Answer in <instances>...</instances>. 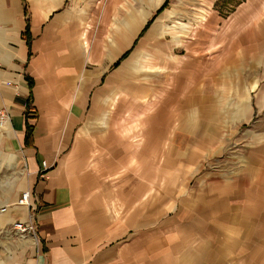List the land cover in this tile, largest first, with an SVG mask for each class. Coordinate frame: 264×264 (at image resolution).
Segmentation results:
<instances>
[{
    "label": "crops",
    "instance_id": "crops-1",
    "mask_svg": "<svg viewBox=\"0 0 264 264\" xmlns=\"http://www.w3.org/2000/svg\"><path fill=\"white\" fill-rule=\"evenodd\" d=\"M169 2L0 0V114L9 117L0 128V209L9 206L0 214V264H264V125L244 133L240 155L228 159L237 171L200 172L227 136L213 116L239 122L256 112L246 99L216 106L208 84L244 77L245 44L264 51L255 6L236 11L233 31H215L226 53L206 57L196 21L181 53L177 45L165 52L162 66L178 72L160 108L190 122L167 151L170 123L144 124L134 147L117 135L124 128L129 139L133 129L101 104L117 98L118 79L132 81L122 79L131 64L120 60L138 40L175 30L167 7L148 26ZM246 18L249 31H239ZM27 191L30 207L18 206ZM19 221L35 233L20 237Z\"/></svg>",
    "mask_w": 264,
    "mask_h": 264
},
{
    "label": "rangeland",
    "instance_id": "rangeland-1",
    "mask_svg": "<svg viewBox=\"0 0 264 264\" xmlns=\"http://www.w3.org/2000/svg\"><path fill=\"white\" fill-rule=\"evenodd\" d=\"M254 6L262 13V19L259 22L260 30L258 31H264L262 28L264 22V0H195L192 3H177L176 0H170L166 12H169L171 15L174 13L175 17L168 19V26L172 28L173 24H175V30H168L164 34L161 33L160 36H157L155 33L151 37L150 33L152 31H150L149 37L148 34L142 36L135 47L120 60L131 64V68H127L125 75L121 76L122 79L132 81L119 83L120 80L118 79L117 98L101 101L105 109H111L112 111L116 109L115 114L118 125H121V127L129 125L133 129L131 131V133L133 132L131 138L128 139L130 134L127 133L128 131L124 132V128L121 129V132L118 131V137H125L135 147L138 142H141L142 132L140 130L142 127L146 128L147 124L149 126L153 124L162 128L164 125L170 123L168 125L169 130L165 132L164 149L167 151L165 147L172 142L170 141L171 136H175L180 131L179 126L181 127L183 123L190 122L188 117H180L178 114L164 115L165 112H162L163 109L160 108V103L162 106L166 99L173 96V92L170 90L172 88L170 79L174 78L173 76L178 72L177 69L172 67L165 68L162 66L164 64L162 60L166 56L165 52L171 51L174 45H177L178 49L176 52L181 53L179 47L184 44L182 41L189 39V28H186V26H190L191 23L196 21L197 25H199V30L206 31V33L203 32L198 37L200 38L198 41H206L207 43L204 45V47H208L206 57L211 59L215 58L218 54L226 53L224 51L227 48H221L222 37L217 36L218 33H215V31H233L232 27L235 26V23L232 16L234 17L236 11L244 10V7L245 11H251V7ZM154 15H156V11L153 12L151 17V19H154L153 23L156 20L158 21V15ZM204 20L207 21L204 22ZM250 20L252 21L251 18ZM236 23L241 27L239 31H249L247 25L250 24V21L248 18H246L245 26L243 25V27L240 22ZM208 31H211L214 35V42L211 40L212 37L210 38ZM261 41L262 43L264 42L263 35L261 36ZM211 44L215 45V47H212ZM148 45L149 51L142 50L143 48L146 49ZM199 47L200 44H198ZM247 47H249L248 44L243 46V56L244 59L249 60L252 64L245 67L244 77L231 76L230 78H224L219 85L218 79H214L208 84L213 88V95L217 94L216 106L219 103H225L232 108L233 106L236 107L240 101L246 99V109L250 111V108L254 107L256 108V112L250 116L244 115L245 117L243 118L245 119L239 122H236L231 116H213L210 124L214 125V128L226 130L227 136H223L222 133L223 143H220L222 146L208 149V155L202 158L203 164L200 167V172L209 169L237 171L239 165L236 162H228V159L240 155L238 152H240L243 145L241 143L246 140H241L242 137H245L244 133L247 131L251 133L256 124L264 125V110L258 108L259 106H264V51L262 49L259 53L257 50H247ZM167 54L169 56L172 55L171 52ZM121 77L119 78L121 79ZM175 101L176 99L173 102L175 103ZM234 102L237 103L236 106L235 104L233 105ZM237 111L239 114L245 113L244 104ZM103 123H105L104 120ZM144 124L146 125L144 126ZM149 133L153 134V132ZM125 134L127 135L125 136ZM225 137L226 139H230L228 143L234 144L228 149L229 145L226 144ZM235 142L238 144L236 145ZM169 167L167 168L166 166V170L169 171L171 169ZM180 181L181 183L184 182L186 186L189 184V180L187 179H181ZM192 183L191 181V185Z\"/></svg>",
    "mask_w": 264,
    "mask_h": 264
},
{
    "label": "built area",
    "instance_id": "built-area-1",
    "mask_svg": "<svg viewBox=\"0 0 264 264\" xmlns=\"http://www.w3.org/2000/svg\"><path fill=\"white\" fill-rule=\"evenodd\" d=\"M9 117L7 114H0V128H3L8 122ZM31 193L29 191L24 192L22 198L18 201V206L30 207ZM9 206H5L0 209V214H4L8 210ZM15 231L20 237H26L27 235H33L36 231V225L33 222L19 221L14 225Z\"/></svg>",
    "mask_w": 264,
    "mask_h": 264
},
{
    "label": "trees",
    "instance_id": "trees-1",
    "mask_svg": "<svg viewBox=\"0 0 264 264\" xmlns=\"http://www.w3.org/2000/svg\"><path fill=\"white\" fill-rule=\"evenodd\" d=\"M167 7V4L166 5H164V7L160 10V11H158V12H156V15H154V16H157L158 14H160V12H162L165 8ZM153 18L149 21V24H148V26H150L152 23H153ZM145 32V31H144ZM28 133H30L31 134V129L29 128L28 129Z\"/></svg>",
    "mask_w": 264,
    "mask_h": 264
}]
</instances>
